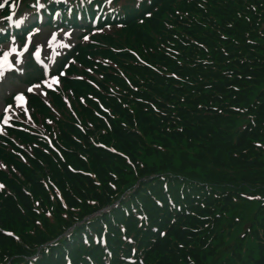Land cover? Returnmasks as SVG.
Returning a JSON list of instances; mask_svg holds the SVG:
<instances>
[{
    "label": "trees",
    "instance_id": "trees-1",
    "mask_svg": "<svg viewBox=\"0 0 264 264\" xmlns=\"http://www.w3.org/2000/svg\"><path fill=\"white\" fill-rule=\"evenodd\" d=\"M14 2L41 3L48 24L60 9L63 25L114 31L77 44L74 77L49 92L54 106L32 96L34 118L54 145L38 137L34 146L32 132L18 127L14 136L32 152L0 141L8 165L0 168V264H264V159L251 144L264 142V0ZM147 135L161 143L146 146ZM139 144L157 157L154 165L126 163L123 151ZM110 162L126 171L105 188L73 174ZM237 164L245 170L233 177ZM40 174L79 178L72 198L81 202L37 216L24 190ZM22 200L34 217L8 224Z\"/></svg>",
    "mask_w": 264,
    "mask_h": 264
},
{
    "label": "rangeland",
    "instance_id": "rangeland-1",
    "mask_svg": "<svg viewBox=\"0 0 264 264\" xmlns=\"http://www.w3.org/2000/svg\"><path fill=\"white\" fill-rule=\"evenodd\" d=\"M9 3L12 0H6ZM123 1V0H121ZM3 2V0H0V3ZM6 3V2H5ZM5 3L0 7L4 8L1 10L2 12L8 13L10 12L14 5L12 2L11 8H8ZM26 5L21 4L20 5V12L25 11L28 13H32L33 11L31 10H26ZM36 17H34L33 14L25 15V17H21L20 19L24 22L27 20L29 23L34 22ZM10 20L12 21L13 18L10 16L9 18H5L4 15L0 13V35H5L6 33V24L5 20ZM43 21H46V18H42ZM16 23V22H15ZM32 26V25H31ZM103 31L106 32H113L114 27L112 26H104L101 29L97 30L94 32V34H89V33H80L78 31H71L66 28H59V29H53V28H41L37 29L35 31H31L28 34L27 37V45L22 43L19 39L15 37L9 36V40L6 39H0V122H1V128H0V134L6 135V130L5 127L10 125L8 124V119H13L17 117L18 112V120L21 121L23 125L26 126L25 122L22 120L25 118L24 114L19 111L18 107H11V105H8L7 103V98L10 96L16 94V93H25L29 90L30 86L27 84L30 78L33 77L34 74L36 73H41L42 69H39L40 71L38 72H33L37 71L33 68L32 64V58L29 55V50L31 46L35 45L37 47V51H34V58L35 60H41L42 63L40 64L39 67L43 68L44 71H48L52 67V70H50V74L52 75H46L50 78V81L46 82L47 88L50 87L54 88L55 86L57 87V90L55 92H58V89L63 88V80H60V75H64V78L66 77H74L72 73H75L74 70H72V66L69 68V71L66 73L63 72L59 75H53L55 73H58L60 70L67 68L68 69V63L69 61H73L74 65L79 66L77 58H72L73 55L71 54V46H73L75 43L80 44L81 42H86L91 39H93L92 36L97 35ZM32 44L31 46L29 43ZM66 51V52H65ZM41 53V56H40ZM32 90L30 92H36L39 94H42L45 98H47L48 102L50 105H53L52 99L48 95V91L45 92V89L43 90L42 86L39 84H36L31 87ZM37 88V89H36ZM63 98L68 106L69 110H74L75 102L72 99L71 93L69 90H66L63 92ZM10 106V107H8ZM54 106V105H53ZM56 108V107H55ZM26 112H29V109L24 108ZM56 112H60L59 109L56 110ZM2 117H5V119H1ZM39 123L37 124L38 130H41L42 127L45 128L46 126L44 123L42 124V119L38 121ZM8 124V125H7ZM54 130H57L55 127ZM141 135H146L142 134V132H139ZM33 137L36 136L34 139V146L36 144H40L41 140L38 137H43V139L50 145H54V138L56 136L53 134L51 130L46 131L45 135L42 134H31ZM146 136L144 137V139ZM147 142L148 145L146 146H152V145H158L160 144V140L156 137H150L147 135ZM174 143L177 142V140L173 141ZM184 141L179 142L180 144H183ZM253 144V149L255 151H259V153H263L261 156V159H264V142L262 140H255ZM23 146V145H22ZM56 146V143H55ZM23 150L27 152H32V147L29 148L26 145L21 147ZM122 148V147H120ZM126 149V148H123ZM242 149H246L242 148ZM131 152H125L123 153L127 155L125 161L131 166V164L128 161H131L132 158H139L141 161L147 162L148 164L154 165L155 162L157 161V157L154 154H150L147 152L146 148L142 146V144H139L137 147L131 149ZM247 151H251L250 149H247ZM235 153H240V150L238 149L235 151ZM133 156H130V155ZM18 156L22 157L23 159H26L25 155L22 154H17ZM260 157V156H259ZM82 158V157H81ZM84 159V158H82ZM86 170L84 169H79L78 171L74 172L73 174H80L84 177L90 178L97 187L105 188V186L110 185L111 182H113L115 179H118L119 175L122 174V171L125 170V165L124 164H116L113 162L110 163H104L102 168L95 166L93 167L92 164L85 165ZM48 167V166H47ZM70 167V165H69ZM46 168V167H44ZM101 169V170H100ZM245 170V167L242 164H237L234 165L232 175L233 177H236L238 175L237 173L243 172ZM85 171L86 174H83ZM220 172L219 170H216ZM221 171H225L224 169H221ZM103 172V173H102ZM243 174V173H241ZM62 174L58 175H48L44 176L41 175L38 177V180H36V185L37 187L33 184H28L25 187V194L28 197V205H31L32 208L34 207V212L37 213L38 215H41L42 212H50L48 213V216H55V212H62V214L68 213L69 210L73 211V209H70L72 207H77V203L81 202L78 199H73V192L74 189L78 188V186H82V182L80 181L79 178L72 179V177L68 178L67 176ZM106 182V184H105ZM45 192V195H44ZM44 195V196H43ZM58 198V199H57ZM73 199L75 200H68ZM242 200L246 201V203L253 205L254 208H256L257 204H253V200H248L250 198L245 199L244 197H241ZM24 201H18L16 203L15 209L13 210H8L7 216H5L8 224H13L16 225L17 223L20 222V220H28L29 216L33 213V210L24 212ZM20 212V215L22 218L18 217L16 214L18 211ZM24 212V213H23ZM46 217V214H44ZM96 216H89L87 220H90ZM34 217V213L30 216ZM18 218V219H17ZM248 222L245 224V226H248ZM3 230L2 228H0ZM4 232V230H3ZM5 234V232H4ZM6 236V235H5ZM9 236V235H7ZM18 237V236H17Z\"/></svg>",
    "mask_w": 264,
    "mask_h": 264
}]
</instances>
